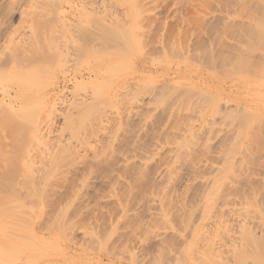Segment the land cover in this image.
<instances>
[{
	"label": "rangeland",
	"instance_id": "1",
	"mask_svg": "<svg viewBox=\"0 0 264 264\" xmlns=\"http://www.w3.org/2000/svg\"><path fill=\"white\" fill-rule=\"evenodd\" d=\"M44 1L0 0V27L6 30L0 34V58L26 64L22 60L36 39L38 61L52 75L47 88L36 91L44 97L41 138L31 139L26 152L33 151L31 167L62 155L50 170L51 189L58 192L50 190L56 194L46 197L48 204L64 208L59 224L64 230L55 251L50 244L47 251L39 248L52 256L39 250L43 257L34 264H203L207 257L204 264H217L216 254L234 243L248 249L233 263L241 264L243 253L244 263L259 264L264 0ZM102 3L105 12L98 7ZM5 82L9 87L0 83L5 90L0 88V98L17 91L15 79ZM0 107V114L6 111ZM8 134L0 126L2 153L13 148ZM41 204L35 230L47 239L54 204L45 203L46 213ZM218 243L226 246L219 249ZM250 244L260 255L256 259ZM247 250L253 251L250 259Z\"/></svg>",
	"mask_w": 264,
	"mask_h": 264
},
{
	"label": "bare ground",
	"instance_id": "2",
	"mask_svg": "<svg viewBox=\"0 0 264 264\" xmlns=\"http://www.w3.org/2000/svg\"><path fill=\"white\" fill-rule=\"evenodd\" d=\"M42 1H44V0H39V2H42ZM45 2V1H44ZM44 4V3H43ZM98 7H100L101 8V11L102 12H105V8H106V6L105 5H103V3L101 4V5H98ZM118 21V20H117ZM113 22V21H112ZM41 22L38 20L36 23H35V25L34 26H36V24H37V29L36 28H33L34 29V32H33V34H34V37L35 36H37L38 37V26H39V24H40ZM42 24V23H41ZM105 26V23L103 24V27ZM40 27V26H39ZM6 30H5V28L4 27H0V34H2L3 32H5ZM8 32V31H7ZM6 33V32H5ZM9 33V32H8ZM7 33V34H8ZM38 34V35H37ZM46 36V35H45ZM49 36V35H48ZM36 37V38H37ZM49 38V37H48ZM35 42V45H34V43H33V46H32V50L30 51V53L29 54H25V56H26V60L25 59H23L22 61H25V62H27L26 64H21L20 62H17L16 61V63H15V60L17 59V58H15L14 59V57H12V59L14 60V61H12V59L10 58L11 56H9L8 57V55H7V57L8 58H10L9 60H11L10 61V63H11V65H10V63H9V60H5L3 57H1V58H3V59H1L0 58V83L1 82H3L4 81V83H6L5 82V80L6 79H13V81H14V79H15V83H17L16 85V87H17V91L11 96V93H8L7 92V98H5V97H2V98H0V101H1V104L0 105H3V107H6V111H4L3 110V113H1L0 114V126H4V128L5 129H7L9 132H10V134H8V137H10L12 140L11 141H13V144H10V145H12L13 146V148H11L12 150L11 151H9V149H8V151L10 152V153H12V155L10 156V154H9V156H8V154H6V153H8V151L7 152H5L4 151V153H2L3 151H1L0 152V264H16V262H18V260H19V262L21 261V259L22 260H24L25 261V263L26 262H29L31 259L29 258V257H31L32 258V261H30V264L32 263V264H34V260H35V258H36V260H39V258H40V255H41V257H43V253L41 254V252H39L38 254H37V252L39 251V250H43V252L45 251V249H39L40 247L41 248H47L46 249V251L47 250H49L48 249V247H46L48 244H50V245H52V248H54L53 249V251H55L56 250V248H57V245H59V236H60V234L61 233H59L60 231L62 232L64 229H62V227L64 228V226H62L63 225V223L61 224V225H59L60 224V221L62 222V220H60V219H62V218H60V217H62V216H60V213L62 214V209H64L63 207H60V206H58V208H56V206H55V203H53L54 204V207L56 208V211H55V208L53 207V209H54V211L52 210V207H50L49 206V208L52 210V212H53V215H54V212H55V217L53 216V218L54 219H52L53 220V222L52 221H50L49 220V225H47V226H49L48 228H46V230L47 229H50V235H51V237H49V238H44V236H41V235H39L38 234V232H36V230H35V227H36V220H37V218H39V213H41V215H43L42 214V212H41V206H40V204L42 203L41 201L44 199H46L45 201L47 202V205H51V204H48V203H50V202H52V201H50L51 199H48L49 200V202H48V200H47V197L46 196H49L50 197V195H48L49 193H51V192H49L50 190H53V191H57L58 192V190L57 189H55L54 190V187H53V189H51L52 187L51 186H54L53 185V183L50 181L51 180V178H52V173L51 172H53V171H50L52 168V164L54 163V162H56V161H53V160H57L58 159V157L57 156H59L61 153H58V150H57V153L58 154H56V155H54L53 154V156H51V158H49V160L50 159H53V160H50V161H48L49 163H47V162H44V163H46V164H48V165H46V164H44V163H42V164H40V165H42V166H39V167H35L34 165L31 167V163L33 162V164L35 163L32 159H33V157H32V155L31 154H28V153H31V152H33L32 150H27L28 152H26V149H27V147H29L28 149H31L30 148V144H32L31 142H30V140L31 139H33L34 137V141H36L37 142V140L39 139V137L41 138V136H39L38 137V134H39V131L38 130H40V129H38L39 128V126H41L40 124H41V122H42V120H43V118L41 117V115H42V113H43V111H42V108H43V106H44V104H43V102L41 101V97H43V96H40L38 93H36V91H38L39 90V88H40V91H41V87H43L44 85H49L51 82L50 81H52V75L48 72V71H46L45 72V70H44V65H43V63H40L38 60H40L39 59V56H37L36 55V53L38 52V49L40 48L39 47V45L37 44V40L35 39L34 40ZM11 48H13V47H11ZM247 49V48H246ZM242 49L243 51H245V52H247L248 50H250V49ZM14 50H15V48H14ZM16 50H17V48H16ZM16 50L14 51V52H16ZM8 51V50H7ZM11 51V50H10ZM9 51V52H10ZM251 51V50H250ZM249 52V51H248ZM247 52V53H248ZM8 53V52H7ZM12 53V52H11ZM17 53V52H16ZM15 53V54H16ZM244 53V52H243ZM6 54V53H5ZM8 54H10V53H8ZM13 54V53H12ZM11 54V55H12ZM18 54V53H17ZM249 54V53H248ZM247 54V55H248ZM245 55L246 54H244V56L243 57H241V58H244L245 57ZM264 55V54H263ZM262 55V56H263ZM3 56H4V53H3ZM15 56V55H14ZM34 56H36V58H34ZM261 56V55H260ZM261 56V57H262ZM4 57H6V55L4 56ZM247 57V56H246ZM264 57V56H263ZM262 57V58H263ZM25 58V57H24ZM240 58V59H241ZM249 58V57H248ZM242 60H244L245 61V58L244 59H242ZM248 60H250V58L248 59ZM251 61V60H250ZM13 62V63H12ZM24 62V63H25ZM247 62V61H246ZM245 62V63H246ZM263 62V61H262ZM8 63H9V65H10V67H8V68H5L6 66H8ZM44 63H46V62H44ZM233 63V62H232ZM244 63V64H245ZM249 63V62H248ZM264 63V62H263ZM262 63V64H263ZM14 64V65H13ZM101 64L102 63H100L99 62V66H101ZM239 64V63H238ZM243 64V65H244ZM247 64V63H246ZM252 64V63H251ZM250 64V65H251ZM49 60H48V65H46L45 67H48L49 68ZM255 64H253V65H251L252 67L254 66ZM264 65V64H263ZM51 66V65H50ZM98 66V67H99ZM240 66V65H239ZM248 66V65H247ZM250 66V67H251ZM235 67V66H234ZM244 67V66H243ZM245 67H246V65H245ZM255 67V66H254ZM249 68V67H248ZM242 69V68H241ZM255 72H257L256 71V69L255 68H252ZM263 69V68H262ZM101 70H103V68L101 67ZM232 70V69H231ZM249 70V69H248ZM246 71V70H245ZM263 71V70H262ZM241 72L243 73V71L241 70ZM250 72V71H249ZM254 72V73H255ZM232 73V72H231ZM234 74V73H233ZM245 74V72L243 73V75ZM250 74V73H249ZM248 74V75H249ZM260 74V73H259ZM262 74V73H261ZM6 76V78H5V76ZM7 75H9V76H11V77H9L8 78V76ZM248 75H246V76H248ZM258 75V74H257ZM236 76H238V75H236ZM242 76V75H241ZM245 76V77H246ZM252 76H254V74H252ZM233 77V76H232ZM239 77V76H238ZM237 77V78H238ZM244 77V76H243ZM255 77H257V76H255ZM260 77V76H259ZM5 79V80H4ZM254 80V79H253ZM252 80V81H253ZM239 81V80H238ZM259 81V80H258ZM261 81V80H260ZM243 82V81H242ZM226 83V82H225ZM2 84V83H1ZM46 85V86H47ZM9 87L8 85H7V83H6V85H4L3 87ZM14 86V85H13ZM261 86V85H260ZM10 87H12V86H10ZM224 87V86H223ZM0 88H1V85H0ZM44 89H46L47 87H43ZM42 88V89H43ZM1 90H3L4 92H5V90H4V88H1ZM0 90V91H1ZM43 91H45V90H42V92ZM222 91V90H221ZM243 91V90H242ZM41 92V93H42ZM223 92V91H222ZM235 92V91H234ZM239 93H242V92H239ZM1 94H2V96H3V93L1 92ZM34 95H36V96H38V97H36V96H34ZM44 95V94H43ZM243 95V94H242ZM1 96V95H0ZM5 96V95H4ZM45 96V95H44ZM222 96V95H221ZM244 96V95H243ZM243 96H242V99H243ZM235 97H236V94H235ZM238 97V96H237ZM44 98V97H43ZM42 98V99H43ZM240 97H238V99H239ZM4 100V101H2V100ZM223 99V98H222ZM233 99V98H232ZM238 99H236V100H238ZM45 100V99H44ZM47 100H48V97H47ZM240 100V99H239ZM2 102L4 103V104H2ZM45 102H47V101H45ZM48 103H49V101H48ZM239 103V102H238ZM53 104V103H52ZM47 105V104H46ZM49 105V104H48ZM235 105V104H234ZM253 105V104H252ZM236 106H239V104L237 105L236 104ZM251 106V105H250ZM46 107V106H45ZM241 107H242V105H241ZM248 107H249V105H248ZM1 108V107H0ZM50 109L49 110H51V103H50V107H49ZM242 108H244V106L242 107ZM245 108H247V107H245ZM236 109H238V108H235V110ZM234 110V111H235ZM246 110H248V109H246ZM256 111V110H255ZM239 112V111H238ZM241 112H243V111H241V109H240V112L239 113H241ZM250 112V111H249ZM257 112V111H256ZM235 113H237V112H235ZM244 113H245V109H244ZM247 114H248V112H246ZM72 118V117H71ZM70 117H69V119H71ZM250 118V117H249ZM246 120H250V119H246ZM72 121V120H71ZM249 121H247V123H248ZM3 131L5 132V130L3 129ZM238 132V131H237ZM6 134V135H5ZM5 134H3V135H5V136H7V132H5ZM239 134H240V132H239ZM10 135V136H9ZM23 136H27L26 137V139H28V141H29V144L27 145L24 141H27L26 139H24L23 138ZM36 136H37V140H35L36 139ZM4 137V136H3ZM5 138V137H4ZM7 138V137H6ZM238 138V137H237ZM8 140L6 139V142H7ZM33 141V142H34ZM82 141V140H81ZM25 143V145H24V143ZM10 143V142H9ZM12 143V142H11ZM28 143V142H27ZM0 145H3L2 143L0 144ZM7 145H9V144H7ZM42 145H43V143H42ZM23 146H26L25 147V150L23 149L24 147ZM32 146V145H31ZM45 146V145H44ZM62 146V145H61ZM1 147V146H0ZM2 147H4V146H2ZM46 147V146H45ZM57 147V146H56ZM64 147V146H63ZM6 148V147H5ZM2 149V148H1ZM14 149V150H13ZM40 149V148H39ZM41 149H43V148H41ZM46 149H47V147H46ZM57 149V148H56ZM59 149V151L61 150V147L60 148H58ZM63 149H65V148H62V150L61 151H63ZM3 150V149H2ZM14 151V152H13ZM42 151V150H41ZM41 151H40V153H41ZM45 151V150H44ZM43 151V152H44ZM26 152V153H25ZM42 152V153H43ZM39 153V152H38ZM39 153V154H40ZM46 153V152H45ZM51 153V152H50ZM52 153H54V152H52ZM51 153V154H52ZM63 153V152H62ZM66 152H64V154H65ZM14 154V155H13ZM34 154V153H33ZM31 155V156H30ZM34 155H37V156H39L38 154H34ZM66 155H67V153H66ZM41 156V155H40ZM44 156H46V154L44 155ZM60 156H62V155H60ZM30 157H31V159H30ZM43 157V156H42ZM49 157V156H48ZM65 157L66 156H64V159H65ZM38 158V157H37ZM40 158V157H39ZM46 159V158H45ZM27 160V161H26ZM59 160H62L61 158H59ZM43 161V160H42ZM58 161V160H57ZM53 162V163H52ZM31 164V165H30ZM44 164V165H43ZM30 165V166H29ZM39 165V164H38ZM54 166H53V168H57V165L58 164H56V166H55V164H53ZM62 167V166H61ZM59 168V167H58ZM58 170V169H57ZM16 172H18L17 174L18 175H21L22 177H21V179H20V177L16 174ZM35 172V173H34ZM38 174V176L37 175H35V174ZM14 175H16L17 177H19L18 179L19 180H21L20 182H21V184H22V188H18L20 191H18V189L16 188V185H17V183L16 182H18V184H20V182L18 181V179H17V177L15 178V176ZM24 181V182H23ZM20 184V185H21ZM19 186V185H18ZM55 192H52L51 193V195H53ZM56 194V193H55ZM55 196V195H54ZM43 197V199H41ZM46 197V198H45ZM48 197V198H49ZM53 197V196H52ZM22 198H23V200H22ZM28 198V199H27ZM207 198V197H206ZM205 198V199H206ZM25 199H27L26 200V203H24V200ZM41 199V200H40ZM212 199V198H211ZM43 200V201H44ZM209 199L207 198V201H208ZM210 201V200H209ZM213 201V200H212ZM30 202V203H29ZM46 202H44V203H42L43 205H44V207H42L43 208V212L45 211V203ZM27 203H29V205H27ZM204 203H206V200L203 202V204ZM212 203V202H211ZM41 204V205H42ZM53 204L51 205V206H53ZM207 204H208V202H207ZM209 206H211V205H209ZM47 207V206H46ZM60 207V208H59ZM206 207V206H205ZM208 208V207H207ZM207 208H205V211H207V210H209V209H207ZM213 208V207H212ZM47 209V208H46ZM57 209H59V210H57ZM61 209V210H60ZM201 209V208H200ZM203 210V209H202ZM209 211H211V209L209 210ZM47 212V211H46ZM46 212H44V213H46ZM49 213L51 212V211H48ZM64 213H65V211H64ZM63 213V214H64ZM190 213V212H189ZM192 213V212H191ZM206 213L207 212H205L204 214L206 215ZM51 214V213H50ZM57 214H59V215H57ZM210 214H212V213H210ZM209 214V215H210ZM221 214V213H220ZM222 215V214H221ZM45 216V215H44ZM48 216V215H47ZM50 216H52V215H50ZM207 216V215H206ZM238 216V215H237ZM239 216H240V214H239ZM42 217V216H41ZM209 217V216H208ZM219 217H220V215H219ZM241 217H243V216H241ZM43 218V217H42ZM50 218H52V217H50ZM45 220V219H44ZM208 220V219H207ZM210 220V219H209ZM216 220V219H215ZM220 220V219H219ZM222 220H224L223 218H222ZM41 221H43L42 219H41ZM47 221V220H46ZM45 221V222H46ZM188 221V220H187ZM225 221V220H224ZM226 221H228V220H226ZM239 221V220H238ZM237 221V222H238ZM245 221H246V218H245ZM206 222H208V221H206ZM210 222V221H209ZM39 223V222H38ZM44 223V222H43ZM185 223V222H184ZM187 223V222H186ZM186 223H185V225H186ZM216 223V222H215ZM228 223V222H227ZM239 223V222H238ZM245 223V222H244ZM190 224V223H189ZM214 224V223H213ZM221 224V223H220ZM243 224V223H242ZM242 224H239L240 226L239 227H242L241 225ZM38 225V224H37ZM184 225V226H185ZM188 225V224H187ZM244 225V224H243ZM40 226V225H39ZM46 226V227H47ZM217 226V225H216ZM221 226V225H220ZM38 227V226H37ZM194 227V226H193ZM206 227V226H205ZM41 228L42 227H40V229H37V230H41ZM190 228H192V227H190ZM212 228H213V226H212ZM221 228V227H220ZM185 229V228H184ZM195 229H197V228H195ZM241 229V228H240ZM243 229V228H242ZM194 230V229H193ZM223 230V229H222ZM246 230V229H245ZM49 231V230H48ZM186 231V230H185ZM188 232H189V230H187ZM240 231V230H239ZM196 232H198V231H196ZM211 232V231H210ZM247 232V231H246ZM63 233V232H62ZM174 233V232H173ZM199 233V232H198ZM235 233H237V232H235ZM244 233V232H243ZM250 233V232H249ZM249 233H247L248 235H249ZM253 233V232H252ZM251 233V234H252ZM197 234V233H196ZM193 235V236H196L197 237V235ZM200 234H202V233H200ZM208 234V233H207ZM224 234H226V233H224ZM241 234V233H240ZM251 234H250V236H251ZM254 234H255V232H254ZM261 234V233H260ZM63 235V234H62ZM109 235V234H108ZM205 235V234H204ZM221 235V234H220ZM228 235V234H227ZM235 235V234H234ZM239 235V234H238ZM245 235V234H244ZM242 236V238H244L245 236ZM206 236V235H205ZM222 236V235H221ZM237 236V235H236ZM253 236V235H252ZM251 236V237H252ZM260 236V235H259ZM264 236V235H263ZM20 237H23V240L22 239H20ZM199 237H201V236H199ZM203 237V236H202ZM228 237V236H227ZM240 237V236H239ZM261 237V236H260ZM259 237V238H260ZM24 238H25V240H24ZM215 238H217V237H215ZM223 238V237H222ZM229 238H230V236H229ZM241 238V237H240ZM249 238V237H248ZM255 238H258L257 237V235H256V237ZM254 238V239H255ZM196 239V238H195ZM235 239V238H234ZM261 239H263L262 237H261ZM100 240V239H99ZM103 240V239H102ZM199 240V239H198ZM204 240V239H203ZM226 240H227V238H226ZM226 240H225V243H226ZM231 240V239H230ZM236 240V239H235ZM240 240V239H239ZM246 240H247V238H246ZM197 241V240H196ZM195 241V242H196ZM210 241V240H209ZM220 241V240H219ZM232 241V240H231ZM237 241V240H236ZM245 241V240H244ZM248 241V240H247ZM100 242V241H99ZM98 242V245H100V243L102 242H100L99 243ZM212 242V241H211ZM216 242V241H215ZM221 242H223V240L221 241ZM235 242V241H234ZM234 242H232V243H234ZM103 243V242H102ZM214 243V242H213ZM231 243V244H232ZM250 243V242H249ZM196 244V243H195ZM208 244V243H207ZM220 243H218V246H219V249H221V248H223V247H225L226 246V244H220ZM230 244V243H229ZM235 244V243H234ZM234 244H232V245H230V247L231 246H234ZM237 244H239V243H237ZM258 244V243H257ZM260 244L261 243H259V246H260ZM55 245V247H53ZM103 245V244H102ZM201 245V244H200ZM236 245V244H235ZM240 245V247H238V245H237V247H229L228 249L227 248H225V250H226V252H223V251H225V250H220V253H218L219 255H217L216 253L218 252V251H216V258H214V260H216L217 261V264H218V262H220L219 264H230L229 263V261L232 263V264H235L236 263V261L239 259L238 257L239 256H236L237 254H240L241 252H246V250L245 249H248V248H244V249H242L244 246H245V244L243 245V247L241 246V244H239ZM251 245V244H250ZM250 245H249V247H250ZM191 246H192V244H191ZM199 246V245H198ZM206 246V245H205ZM209 246V245H208ZM246 246H247V244H246ZM252 246V245H251ZM255 246V245H254ZM254 246H252V248L251 249H253V247ZM258 246V247H259ZM264 246V245H263ZM186 247V246H185ZM204 247V246H203ZM213 247V246H212ZM211 247V249H213ZM256 247H257V245H256ZM194 248V247H193ZM206 248H208V247H206ZM217 249H215V250H218V247H216ZM261 248V247H260ZM260 248L258 249V251L260 250ZM200 249V248H199ZM209 249H210V247H209ZM264 249V248H263ZM263 249H261V251H259V254L261 253V254H263V255H259L258 254V252H256V250L257 249H253V250H255L254 252H255V254H253V251L251 252V251H248V252H250L249 253V255L248 256H246V257H248L249 258V256L251 255V253L253 254L252 256H254L253 258H255V256H257V254H258V256H260L259 258H261V259H263L264 258V252H263ZM28 251V257L26 256V254L24 253V251ZM204 250V249H203ZM208 250V249H207ZM245 250V251H244ZM250 250V249H249ZM30 251H31V253H32V255L30 256ZM211 251V250H210ZM205 252H206V249H205ZM33 253H34V255H33ZM45 253V252H44ZM49 253V255H50V253L51 252H48ZM228 253H230L231 254V256H228ZM24 254H25V258H27V259H29L28 261H26V259L25 258H22V256L24 257ZM35 254H37V256L35 255ZM46 255H44V257H47V256H49V255H47V253H45ZM56 254V253H55ZM224 254H227V256L226 255H224ZM229 254V255H230ZM247 254V253H246ZM58 255H59V253H58ZM62 255V254H61ZM244 255L245 254H243L242 253V257H240L241 259L242 258H244L245 259V257H244ZM52 255H50V257H51ZM219 258H218V257ZM232 256H234V258L235 259H233V258H231ZM238 258L237 260H236V257ZM241 256V255H240ZM252 256H250V257H252ZM196 257V256H195ZM200 257V256H199ZM198 257V258H199ZM202 257V256H201ZM214 257H215V255H214ZM38 258V259H37ZM233 259V260H230V259ZM259 258H257V260L259 259ZM34 259V260H33ZM45 259V258H44ZM243 259V260H244ZM250 259V258H249ZM248 259V260H249ZM256 259V258H255ZM260 259V261H259V264H264V259L263 260H261ZM35 260V261H36ZM206 261H210V259L207 257V259H205ZM204 260V261H205ZM219 260V261H218ZM240 260V259H239ZM243 260H242V262H243ZM253 260V259H252ZM204 261H203V264H204ZM215 261V262H216ZM254 261V260H253ZM18 262V263H19ZM202 262V261H201ZM233 262H235V263H233ZM240 262V261H239ZM238 262V264H240ZM242 262H241V264H242ZM245 262V261H244ZM243 262V263H244ZM248 262V261H247ZM251 262V261H250ZM250 262H248V263H250ZM21 263H23L22 261H21ZM21 263H19V264H21ZM256 263H258V261H256L255 263H251V264H256ZM24 264V263H23ZM29 264V263H28ZM188 264V263H187ZM194 264V263H193ZM201 264V263H200ZM213 264H214V262H213ZM244 264H246V263H244Z\"/></svg>",
	"mask_w": 264,
	"mask_h": 264
}]
</instances>
